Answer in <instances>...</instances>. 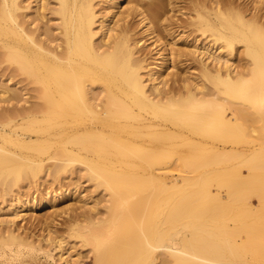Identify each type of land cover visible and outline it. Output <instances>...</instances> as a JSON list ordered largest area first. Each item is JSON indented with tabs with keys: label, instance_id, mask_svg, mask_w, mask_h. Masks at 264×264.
I'll return each mask as SVG.
<instances>
[{
	"label": "bare ground",
	"instance_id": "bare-ground-1",
	"mask_svg": "<svg viewBox=\"0 0 264 264\" xmlns=\"http://www.w3.org/2000/svg\"><path fill=\"white\" fill-rule=\"evenodd\" d=\"M55 1L59 23L43 40L27 31L21 0H0V55L18 65L12 76H28L37 99L0 110V167L16 162L35 178L46 157L55 161L54 177L76 161L98 164L92 172L118 206L108 209L105 223L73 229L95 246V264H264V144L225 152L258 125L264 142V0H191L195 15L183 21L194 29L188 36L195 33L188 52L170 48L175 38L167 50L160 33L175 35L176 16L167 6L178 8L180 0H104L102 12L103 0ZM41 3L38 18L48 0ZM145 38L161 66L146 64ZM190 55L199 75L173 72L180 65L175 60ZM0 101L21 98L2 88ZM227 159L240 161L237 171L183 175L155 188L147 187L157 178L153 171L133 168ZM211 182L218 186L215 195ZM24 204L20 200V208ZM18 216L13 207L9 217Z\"/></svg>",
	"mask_w": 264,
	"mask_h": 264
},
{
	"label": "rangeland",
	"instance_id": "rangeland-1",
	"mask_svg": "<svg viewBox=\"0 0 264 264\" xmlns=\"http://www.w3.org/2000/svg\"><path fill=\"white\" fill-rule=\"evenodd\" d=\"M21 1L25 6L21 13L26 15L25 17L23 15V18L26 19V24L28 23L26 26V28L28 29L27 31L29 33L31 32L32 35L36 38L43 40L49 39V36L47 34L49 32V26H54L55 24L59 23V20L56 17L57 15L52 14V9L57 6V1L48 0V5L46 7L48 10H44L46 13H44L45 17L43 16L40 18H38L35 14L37 13V9L39 8V6L42 5V0H39L38 2L37 0ZM96 1L97 3H99L102 0ZM237 1L241 4H244L246 2L245 0ZM103 2L104 0L101 4H98L99 10L101 9L102 11V8L107 6L103 4ZM189 2L191 3V0H180L177 3L178 8H176L175 6L174 9H172V6L170 7V5L167 6V8H169V14L171 10L175 12L173 13L172 11L170 16L172 14V16H176L174 17V19L176 18V20H172L173 22L175 21V23H177H174L175 27L173 26L171 28V31L173 30V34L175 33V35H173L174 37H168V34H165L166 32L164 30H162V32L160 31L161 37L166 40H163L166 48L171 46L174 40L173 38L177 40V42L176 40L174 41V43L176 42V45L174 44L175 46L170 47L171 49L173 48V50H178L179 47H181V49L185 47L187 49L184 50L188 52L189 49L194 48L193 45L195 44V36L192 37L193 35H195V33L192 32L194 29L192 26H190L192 28L188 26V29L185 25V22L183 24V21L188 22L190 18V12L192 13L193 11V4L190 6ZM122 4L124 5L126 3L123 2ZM192 14L195 15V11H193ZM134 18L131 20V24L133 25V27L135 26L134 32L136 33V37L138 38L141 33L140 28L137 27L139 26L138 23L140 21L138 17L135 19ZM177 19L178 21L180 20V24H178ZM137 21L138 23L136 24ZM181 24H183L184 26H180ZM188 24L189 23H187V25ZM177 27L179 30L177 29ZM183 28L187 29L184 31ZM190 30H192L191 32L193 33H191V37L188 36ZM56 32L57 34H59L60 31L58 30ZM163 32H165V35L162 34ZM140 37L141 36H139V38ZM189 37L190 39H188ZM185 40L188 43H185ZM144 42V46L146 45L144 47V52L146 53L147 51L146 58H148L146 64L154 63V65L156 64L158 66H161V57L159 56L157 50L154 49L155 47H153V45H150L151 40L148 41V38H145ZM174 47L178 49H175ZM170 48H167V50H170ZM239 54L240 53H237L236 56ZM187 56L185 59L181 57L184 60H180L179 57L178 59H176L177 61L175 60V57L173 61L175 60V62H177L176 64H180L181 66L177 65V68H175L172 67V64H170L171 69H176V71L173 70V72H177L179 70L180 72L186 71V74H188L187 71L189 72L190 70L195 68L194 71H190L189 74H185V76H198L199 73L197 74V68L199 67V63L196 61V58L193 55V60L190 59L191 55L189 57ZM154 57L157 59H155ZM237 57L239 58V56ZM186 60H191V62H188ZM185 61L186 63H184ZM17 68V64L0 55V90L2 88H8L11 91H17L21 98V101H19V103H17V101H13L12 103L8 104L0 101V110L3 107H7L9 105L11 106L15 103L20 106H29L30 104H32V102L35 103L37 101L35 93L31 90L34 85L28 83V76L26 74H16V76L11 75L10 70H15ZM186 68L189 69L186 70ZM146 73L147 70L145 71V75ZM190 73L195 74H192L190 76ZM262 132V127L259 125L256 127V132H251L250 129H248L244 133V141L239 145H235V147L229 146L226 149L227 151L225 150V152L231 153L234 150L238 149L249 151L253 148H257L263 145L264 142L262 139ZM45 159L46 160L42 161V166L41 168H39L38 176H36L35 178L32 176H27V168L22 167L21 164H17L16 162L7 163L0 167L4 173V177L0 179V264H95V262H93L95 260V254L97 251L95 246L89 244L85 239L77 236L78 233L73 229H77L78 227H80V225L95 226L99 221L98 219H103L105 223V220H107L108 218V209L110 207H117L118 204H115V202L112 201L110 192L104 187V185L98 179L97 175L92 172L93 169L97 168L98 164L88 165V163L84 161H76L68 165L66 170H62L63 172L54 177L53 173L51 174L52 176L50 175V170L52 169V167H54L53 165L55 164V161H49L47 157ZM239 162L240 161L238 159H227L223 162L213 163L207 166L201 164L200 162H195L191 167H187L180 163L167 162L166 164L145 165L143 167L136 166L133 168L141 173L144 171H153V173L157 175V178L152 183H150L151 185L147 184V187L155 188L159 187L158 185L162 180H164L168 186H171L183 175L198 177L201 172L210 171V173H215L214 171L222 170L225 167L237 171L240 167ZM104 167L107 168L108 166ZM245 171L247 173V170L243 168L242 172L246 177ZM16 172H20L21 174L20 178L18 179H14L15 177L13 173ZM208 190L211 195H215L218 192V186L216 182L209 183ZM222 192L226 194L227 190L223 189ZM62 193L65 194L63 196L61 195V200L55 199L57 195H60ZM251 195L255 196L254 193H251ZM20 200L25 202L24 206L21 208L19 206ZM36 201L38 202V206L36 207V209H32L31 206ZM256 201L257 200L255 199V197H253V206L255 208L259 206L258 201ZM13 207L16 208L17 212L19 211L20 216L12 219L9 217V212H11ZM11 219L14 221L9 222V220ZM107 224H109V222ZM12 229L15 230L14 235H12L10 232ZM241 236H244L245 239L247 235L244 233L241 234ZM60 244L63 245V249H59ZM64 259L67 260L68 263L65 262Z\"/></svg>",
	"mask_w": 264,
	"mask_h": 264
}]
</instances>
